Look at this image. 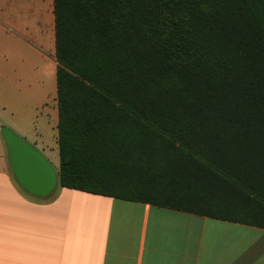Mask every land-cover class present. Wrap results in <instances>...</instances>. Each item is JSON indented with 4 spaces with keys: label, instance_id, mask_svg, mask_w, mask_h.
<instances>
[{
    "label": "trees",
    "instance_id": "obj_1",
    "mask_svg": "<svg viewBox=\"0 0 264 264\" xmlns=\"http://www.w3.org/2000/svg\"><path fill=\"white\" fill-rule=\"evenodd\" d=\"M59 187L264 228V0H54Z\"/></svg>",
    "mask_w": 264,
    "mask_h": 264
},
{
    "label": "crops",
    "instance_id": "obj_2",
    "mask_svg": "<svg viewBox=\"0 0 264 264\" xmlns=\"http://www.w3.org/2000/svg\"><path fill=\"white\" fill-rule=\"evenodd\" d=\"M2 35L14 38L18 52L11 61L44 62L41 50L56 60L54 0H0ZM8 81L5 73L0 84ZM56 97L35 112L34 133L28 127L33 112L25 108L7 106L6 126L58 162L59 173ZM2 126L0 264H264L263 227L59 186L48 198L28 194L12 173Z\"/></svg>",
    "mask_w": 264,
    "mask_h": 264
},
{
    "label": "rangeland",
    "instance_id": "obj_3",
    "mask_svg": "<svg viewBox=\"0 0 264 264\" xmlns=\"http://www.w3.org/2000/svg\"><path fill=\"white\" fill-rule=\"evenodd\" d=\"M13 40L14 38L11 36H0V78H2L5 73L9 74V85L6 87L4 84H0V125L1 122H3L5 126L7 125V106L8 109L16 110L25 108L30 112H33L28 122V127L34 133L39 124L35 112L50 107L52 97L57 96V63L55 59L53 61V56L48 50H41L47 58L44 62L39 61L38 63L34 60L35 58L32 61L26 62V64L18 63L14 60L11 61L10 59H13L16 56V54L13 53L18 52L13 45ZM39 119L41 120V118ZM45 126L47 127L48 134H52L48 120L47 122L45 121ZM11 129L19 136L25 138L13 128ZM25 139L38 149L27 138ZM38 150L48 159L42 150ZM51 164L58 170V162H51Z\"/></svg>",
    "mask_w": 264,
    "mask_h": 264
},
{
    "label": "water",
    "instance_id": "obj_4",
    "mask_svg": "<svg viewBox=\"0 0 264 264\" xmlns=\"http://www.w3.org/2000/svg\"><path fill=\"white\" fill-rule=\"evenodd\" d=\"M1 135L6 143L12 173L19 186L37 198H48L59 186L57 170L51 162L11 128L3 126Z\"/></svg>",
    "mask_w": 264,
    "mask_h": 264
}]
</instances>
